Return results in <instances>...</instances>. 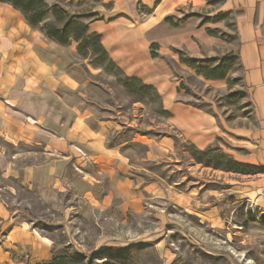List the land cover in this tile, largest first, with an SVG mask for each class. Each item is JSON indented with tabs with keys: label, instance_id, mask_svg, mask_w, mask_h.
<instances>
[{
	"label": "rangeland",
	"instance_id": "374dc122",
	"mask_svg": "<svg viewBox=\"0 0 264 264\" xmlns=\"http://www.w3.org/2000/svg\"><path fill=\"white\" fill-rule=\"evenodd\" d=\"M221 1L209 0L203 9L185 6L177 10L173 21H193L194 28L170 51L176 58H165L178 78L182 99L218 119L221 134L210 145L242 169L199 162L192 153L195 144L172 126L159 100L132 92L120 66L124 73L108 71L93 60L91 51L84 55L77 47L73 58L84 81L79 95L108 124L106 144L126 161L124 170L118 172L124 181L116 192L131 197L107 193L110 180L102 174L96 189L98 202L88 209L78 183L46 193L22 176L0 170L2 198L28 223H23L24 228L36 230L39 238L33 244L37 249L40 236H45L51 240V256L77 252L99 263L109 258L117 264H264V163L258 162L240 136L253 127L256 118L237 54L235 11H216L213 6ZM64 2L73 12L87 6L105 19L112 14L110 0ZM152 6L136 3L143 18L153 13ZM11 10V26L15 32L16 28L22 31L26 19ZM178 51L194 66L182 61ZM205 68H214L216 73L223 70L227 77L212 81L204 76ZM164 137L172 140L170 148L160 143ZM0 145L12 151L1 138ZM22 149L41 150L36 146ZM7 230L0 224V237ZM30 250L28 245L20 252L30 254Z\"/></svg>",
	"mask_w": 264,
	"mask_h": 264
},
{
	"label": "crops",
	"instance_id": "0c3cea01",
	"mask_svg": "<svg viewBox=\"0 0 264 264\" xmlns=\"http://www.w3.org/2000/svg\"><path fill=\"white\" fill-rule=\"evenodd\" d=\"M138 1L154 5L153 13L141 17ZM208 2L110 0L113 19L109 16L90 23V29L101 34L105 49L117 65L129 76L154 86L164 109L171 113L172 126L201 149L220 136L221 126L212 112L182 99L178 78L165 57L175 59L172 49L194 28L193 21L174 25L167 18L174 20L180 7L203 9ZM213 7L216 11L239 13L237 54L256 118L253 127L240 136L258 162L264 163V0H222ZM12 8L20 12L0 2V138L12 148L7 151L0 145V170L6 175L22 176L46 193L78 183L81 198L92 209L98 202L100 175L109 177L107 193H117L116 186L124 181L118 172L124 170L125 158L107 146L108 124L79 95L84 81L73 58L76 42L62 45L33 29L25 19L27 27L23 26L22 31L16 28L15 32L11 26ZM154 42L161 56L152 55ZM159 141L167 148L172 145L168 137ZM24 146L41 150L25 151ZM116 195L131 197L123 191ZM23 220L13 207H8L0 192V224L8 229L0 237V264H37L52 257L51 240L40 236L37 249L33 244L39 238L36 230L24 228ZM28 245L30 254L20 252Z\"/></svg>",
	"mask_w": 264,
	"mask_h": 264
},
{
	"label": "trees",
	"instance_id": "16d2710c",
	"mask_svg": "<svg viewBox=\"0 0 264 264\" xmlns=\"http://www.w3.org/2000/svg\"><path fill=\"white\" fill-rule=\"evenodd\" d=\"M64 0H57L50 3L48 0H0L2 3L13 5L18 9L26 21L33 27L42 31L46 36L54 41L62 44L69 45L73 41L78 42V50L84 55L91 51L92 57L97 64L103 65L108 71H116V74L122 71L117 63L110 57L102 43V36L96 31L90 29V23L94 20L105 19L103 15L98 12L92 11L87 6H83L78 11H71L67 8ZM239 15V13H236ZM113 19V16L109 17ZM172 24L176 23L167 18ZM158 43H152V55L158 56L156 49ZM180 53L182 61L190 66H194L190 60L183 58ZM214 68H205L203 71L206 78L224 79L226 72ZM123 72V71H122ZM124 73V72H123ZM229 80V78H228ZM125 85L134 93L144 95H152L153 99L159 100L162 105L161 95L158 90L150 85L142 82L138 77L127 76L125 74ZM231 85V84H230ZM162 113L171 116V113L162 108ZM192 153L196 159L204 165L215 167H222L227 170H238L241 165L226 154H223L215 145H209L206 148H198L196 145L192 146ZM225 159V164L222 163ZM226 165V166H225ZM42 264H117L109 258L99 263L91 258H86L84 254L77 252H67L57 255H52L51 259L44 261Z\"/></svg>",
	"mask_w": 264,
	"mask_h": 264
}]
</instances>
